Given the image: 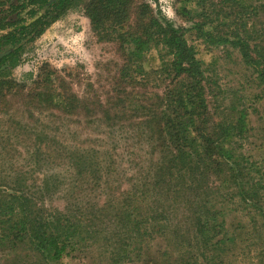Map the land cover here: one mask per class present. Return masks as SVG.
<instances>
[{"label": "trees", "instance_id": "obj_1", "mask_svg": "<svg viewBox=\"0 0 264 264\" xmlns=\"http://www.w3.org/2000/svg\"><path fill=\"white\" fill-rule=\"evenodd\" d=\"M8 1L0 2V69L76 0H29L28 5L49 8L42 16L35 17L31 10L28 19L16 21L15 13L24 5L3 10ZM179 2L189 28L175 27L146 0H89L86 5L95 36L117 46L123 61L118 84L136 91L137 86L149 90L154 82V92H145L142 105L134 107V112L141 114L130 117L138 121L132 122V127L116 126L124 123L122 115L129 110L124 102L127 92L108 107L99 98L78 96L60 72L49 69L26 90L13 80L0 82V112L8 92L27 113L35 108L44 117L47 111L52 119L81 117L86 124L105 119L112 124L106 140L126 147L137 140L133 149L125 151L133 172L129 176L114 173L118 162L109 147L82 150L78 157L72 153L61 157L69 163L65 176L71 181L67 188L69 199H73L67 201L63 194L68 204L62 210L46 209L38 202L61 185L62 167L57 165L53 168L59 174L42 181L36 202H29L25 182H17L7 195L1 194L0 264H63L67 259L86 264L87 259L94 262L97 257H101L99 264H150L154 261L149 255L152 231L157 230L159 237L171 227L175 228L171 242L181 244V248L171 250L174 259L168 252L162 254L167 264H228L224 255L228 246L233 249L237 236L249 235V228L263 243L255 264H264V162L260 155L252 154L255 136L250 114L239 106L212 109L204 64L186 36L191 33L246 69L257 90L253 103L258 113V106L264 103V0ZM14 25L22 27L2 33ZM23 121L18 122L20 128L25 127ZM45 124L41 129L48 127ZM36 140L40 141L39 137ZM116 180H121L116 194L107 197L106 193L112 192L107 191L109 185ZM80 190L85 194L84 204L75 202ZM96 191H104L102 201L93 197ZM232 212L241 213L246 220ZM103 215L112 226L107 232L115 241L96 238L106 230ZM188 221L193 231L185 237V232L176 229ZM134 235L143 246L133 242L137 240ZM96 247L103 254L92 252ZM191 247L196 250L194 255ZM144 249L147 259L142 256L146 255Z\"/></svg>", "mask_w": 264, "mask_h": 264}, {"label": "rangeland", "instance_id": "obj_2", "mask_svg": "<svg viewBox=\"0 0 264 264\" xmlns=\"http://www.w3.org/2000/svg\"><path fill=\"white\" fill-rule=\"evenodd\" d=\"M88 2L89 0H76L39 38L29 42L16 59L11 60L4 68L0 69V82L13 80L24 85L26 90V88L34 86L33 82L37 80L38 76H43V72L49 69L60 72L78 96L99 98L102 104L108 107L114 104L123 92H127L124 102L129 110H125L122 115L124 123H118L116 126L132 127V124H138V121L133 122L130 117L134 116L135 118L141 114L134 112V107L142 105L141 100L145 92L150 93L149 95L154 92L152 89L154 82L150 83L151 89H138L137 86L136 91H133V87L129 88L123 83L118 84V70L123 61L114 43L99 41L93 33L85 13ZM146 2L152 8L157 6L161 14L175 27H190L187 17L180 11L179 0H146ZM186 36L188 43L195 46L198 58L204 64L206 77L209 79V86L212 90L210 96L212 109L222 110L232 106L248 109L255 136V139L251 140L252 154L260 155L264 162V103L258 106V113H255L256 104L253 103V98L256 96L257 90L249 79L250 74L238 64L235 58L233 60L226 59V55L220 50L205 46L191 33H186ZM5 94L7 97L2 103L5 105L3 111L0 112V195L4 192L7 195L11 186L17 182H25L24 191L29 197V202H36V199L40 197L39 189L42 187V181L44 182L51 175L56 177L59 174V170L53 168L57 165L59 168L62 167L61 185L55 189L54 194H45L38 199V202L46 209L62 210L65 204H68L67 201L73 202V199H69L67 184L70 180L69 176H65L69 163L67 159L61 157L69 153L78 157L82 150L101 149L102 151L109 147L115 153L113 157L118 162L117 166L113 168L114 173L126 176L133 174L127 164L130 160L129 155L125 151L133 149L137 140L134 139L128 143L132 147L115 144L113 139L106 140V132L110 131L107 128L112 124L105 122V119L86 124L81 117L52 119L48 117L51 113L47 111H45L47 116L44 117L35 108H29L28 112L30 113H27L20 108V102L11 100V93L5 92ZM121 108L122 106L117 111H120ZM102 110L104 111V109ZM29 114H33L35 118H31ZM19 120H24L25 127L18 126ZM44 123L48 127L41 129ZM129 130L133 131V129ZM42 132L45 135H42ZM38 137L40 141L36 140ZM38 150H42L43 154H40ZM116 182L109 185L107 191L112 192H105L107 197L110 196L108 194H116L119 187L117 184H120L121 180H116ZM121 189L124 191V186ZM98 191L93 197H99L102 201L104 191ZM77 192L79 195L74 196L75 202L79 201L80 204H84L86 202L84 192L81 190ZM63 194L68 197H63ZM142 207H144L142 212H145L146 204H143ZM232 213L246 220L241 213ZM231 217L233 218V215ZM106 218V216H102L103 220ZM227 220H230L229 215ZM105 222H107L106 230L100 231V236L96 237L97 240L111 238L107 231L109 230L108 226H112L108 218ZM190 225L188 221L186 224L180 225L176 231L185 232V237H187L188 233L193 231ZM167 230H170V233ZM248 230L249 235L240 233V236H237L233 249L228 246L224 254L228 264V260L232 261L230 264H255L254 258L261 252L263 243L257 239L256 233L254 237L253 229L249 228ZM174 231L175 228H167L164 234L162 233V236L159 237L157 230L152 231L154 241L149 247L151 249L149 255L156 263L167 264V257L162 254L168 252L171 256L173 248L176 249V246L181 248V244L171 242L172 236L175 237ZM134 237L137 240L133 242L143 246V243L140 244L141 239L136 235ZM108 241H115V239L111 238ZM133 242L128 241L130 245ZM180 243H182L181 240ZM190 250L193 255L196 253L194 247H191ZM231 251L232 253H230ZM92 252L97 256L103 254L99 247H96ZM128 252L131 251L128 250ZM144 254L146 255H142L143 258L147 259L148 251L146 249H144ZM251 256L252 261L250 260ZM171 257L175 258V256ZM94 259V262L93 258L87 259L85 263L99 264L101 257ZM173 259L170 260L173 261ZM154 261L150 264H155ZM63 264H79V261L67 259ZM168 264L170 263L168 262Z\"/></svg>", "mask_w": 264, "mask_h": 264}, {"label": "flooded vegetation", "instance_id": "obj_3", "mask_svg": "<svg viewBox=\"0 0 264 264\" xmlns=\"http://www.w3.org/2000/svg\"><path fill=\"white\" fill-rule=\"evenodd\" d=\"M2 0H0L1 2ZM8 7L4 8L3 10L7 9V8H10L11 9V5H14V6H21V5H24V8L23 9H18L15 13V16L18 14V16L15 18V21L16 20H19V19H28L29 18V12L31 10H34L36 12V16L35 17H38V16H42L43 13H45V11L49 8V7H40V5H36V6H32V5H28L29 3V0H18L17 2H15V0H9L8 1ZM28 5V6H27ZM27 6V7H26ZM26 7V8H25ZM3 7H1L0 9L2 10ZM3 17L2 15H0V18ZM60 17V16H59ZM14 22V21H13ZM28 24V22L26 23ZM16 25V24H15ZM13 26L12 28L8 29L7 31L5 32H2L3 34H6L7 32H13L14 30H19L22 26L18 27V26ZM28 44V43H27ZM25 44V46L27 45ZM24 46V47H25ZM21 54V52L19 53V55ZM18 55V56H19Z\"/></svg>", "mask_w": 264, "mask_h": 264}]
</instances>
